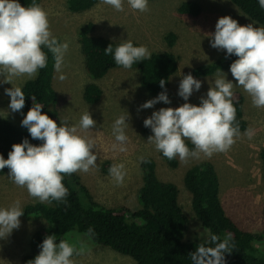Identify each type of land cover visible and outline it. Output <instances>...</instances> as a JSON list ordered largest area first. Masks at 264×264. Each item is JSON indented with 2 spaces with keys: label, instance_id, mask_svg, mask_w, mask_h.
I'll return each mask as SVG.
<instances>
[{
  "label": "clouds",
  "instance_id": "clouds-1",
  "mask_svg": "<svg viewBox=\"0 0 264 264\" xmlns=\"http://www.w3.org/2000/svg\"><path fill=\"white\" fill-rule=\"evenodd\" d=\"M116 12L125 10V3L134 11H149V0H101ZM264 9V0H257ZM210 46L223 50L225 57L235 56L229 71L235 80L226 79V74L215 78L199 104L188 102L194 91H199L202 83L193 75L182 74L177 95L184 103L177 107H161L143 120L145 127L151 129L147 140L168 160L179 159L182 163L192 160L211 158L223 153L236 143L241 136L236 120V108L233 102V89L240 87L250 97L251 104L264 109V27L253 23L241 25L228 15L221 16L210 34ZM47 50V51H45ZM69 50L67 41L61 42L51 31L48 13L36 2L28 6L19 0H0V84H11L14 79L22 83L35 80L41 69L48 65V54L53 58V68L57 79L67 77L62 71L65 56ZM106 56H112L114 63L123 69H132L137 62L151 59L152 53L145 45H134L131 40H121L115 47L110 43L103 49ZM165 79L159 80L163 91L146 100L140 108H153L158 102L170 104L165 88ZM10 98L8 108L20 112L25 105V93L21 86L4 89ZM33 103L21 120L32 139L41 141L32 144L28 138L14 143L7 158L0 154V171L8 169V177L17 187L27 190L28 195L39 203L53 201L65 202L68 188L62 182L65 176L74 173H88L98 169V156L95 141L78 132V128L88 131L96 127V120L89 111L84 112L78 121V127L61 120L58 124L49 115L42 112L43 104ZM5 117V115H0ZM130 114L125 110L117 116L111 126L114 137L113 150L127 151L130 127ZM244 135L252 139L251 129ZM190 142L193 146H188ZM138 160L146 162V156ZM114 183H124L127 175L124 163H114L108 169ZM24 213L21 201L16 200L7 207L0 206V240L7 239L14 229L20 227V217ZM90 240L95 235L92 227L86 231ZM203 242L189 253L190 264H226L225 254L235 248L231 233L223 238L205 229L201 237ZM40 252L29 261L30 264H75L73 257L82 256L89 250L84 239L70 243L61 239L57 243L55 235H47L40 244Z\"/></svg>",
  "mask_w": 264,
  "mask_h": 264
},
{
  "label": "rangeland",
  "instance_id": "rangeland-1",
  "mask_svg": "<svg viewBox=\"0 0 264 264\" xmlns=\"http://www.w3.org/2000/svg\"><path fill=\"white\" fill-rule=\"evenodd\" d=\"M181 0H149V11L139 12L130 9L125 3L123 12H116L101 0L85 11L72 12L66 6V0H42L40 6L48 13L51 31L61 42L69 43L62 71L66 79H57L54 71L53 87L57 92L56 109L58 119L66 120L78 127L80 116L89 111L96 120L94 129L78 132L95 141V151L98 156V169L88 173H76L81 182L88 188L93 198L105 206L125 205L136 208L137 188L141 184V172L138 157L150 155L156 161L157 174L161 179L174 182L179 190L178 201L188 218L184 230V239L202 240L204 228L191 208L190 194L183 185V174L187 167L199 161H210L218 173L220 184V199L226 213L243 230L260 231L264 229V181L261 177L258 152L264 146V109L252 106L250 97L240 87L234 89L244 96L243 111L248 121L247 130L254 133L249 139L240 131L241 136L230 150L214 154L211 158L192 160L187 163L179 161L176 168H170L155 150L154 145L147 140L143 120L153 111L161 107H177L184 100L177 95L179 81L184 75L191 74L199 79L202 86L194 91L189 98L190 103L199 104L200 97L205 96L210 84L215 78L226 74V79L235 80L229 69L219 70L208 76H195L191 68L220 56L223 50L210 46V34L215 30V23L221 16L228 15L241 25L257 22L243 14L230 0H196L201 5L197 16L180 15L176 6ZM93 21L94 33L110 39L135 40L152 51L171 50L178 59V66L170 79L167 94L170 104L158 102L153 108L142 109L146 100L152 99L158 93L150 94L140 85V73L135 69L113 68L100 79H93L84 69L83 56L77 42V28L85 21ZM174 32L173 45L168 47L165 35ZM88 82H96L102 89V95L96 103H87L83 97V87ZM210 83V84H209ZM21 79H14L11 84H0V115H5L10 122L21 126L22 112H12L8 108V96L4 89L21 86ZM130 114V127L127 151L113 150L114 137L111 126L115 118L124 111ZM60 122V121H59ZM124 163L127 175L124 183L117 186L109 175L108 169L114 163ZM19 200L22 205L37 202L31 198L27 190L17 187L8 177V172L0 174V206L7 207L13 201ZM20 227L14 229L11 235L0 240V264H22L21 257L30 251L31 236L36 229L45 226V220L20 218ZM70 237L66 238L67 235ZM64 239L76 243L84 239L89 249L82 256L73 257L75 264H135L128 256L120 254L109 247L98 245L84 234L75 231L68 232ZM264 251V241L257 243Z\"/></svg>",
  "mask_w": 264,
  "mask_h": 264
},
{
  "label": "trees",
  "instance_id": "trees-1",
  "mask_svg": "<svg viewBox=\"0 0 264 264\" xmlns=\"http://www.w3.org/2000/svg\"><path fill=\"white\" fill-rule=\"evenodd\" d=\"M41 1L36 0L39 5ZM19 2L28 6L32 0ZM97 2L98 0H66V6L72 12H81L90 9ZM230 2L264 27V9L259 7L257 0ZM200 11L201 5L196 0H181L176 6V12L180 15L197 16ZM94 30L93 21H85L78 26L76 39L83 56L85 71L93 79H100L111 69L122 68L114 63L112 56H106L103 51L110 43L115 47L121 40L97 35ZM174 39L175 33L167 32L165 40L168 47L173 45ZM131 41L134 45H141L135 40ZM151 53V59L137 62L132 69L140 73V85L143 90L155 94L164 90L159 85L160 79H165V88H168L171 76L177 69L178 59L171 50ZM235 59L237 57L234 55L226 58L223 51L220 56L193 66L191 73L195 76H208L216 71L229 69ZM53 75V58L49 53L47 67L40 70L35 80L23 82L21 85L25 93V105L20 112L27 113L33 103L31 97L34 96L35 102L43 104L42 112L60 123L56 109L57 92L52 83ZM233 93L236 120L240 131H245L248 121L243 111L244 96L236 89H233ZM101 95L102 89L96 82L84 85L82 97L87 103H96ZM144 131L148 135L150 128L145 127ZM24 138H28L32 144L41 143L32 139L25 127L16 126L7 118L0 117V154L7 158L11 146ZM186 143L190 149L193 147L190 142ZM159 155L170 168L178 166V158L168 160L160 152ZM144 156L147 161L139 162L141 184L136 191V208L101 204L93 198L76 173L65 176L62 181L69 191L66 203L53 201L51 204H24L22 216L25 219L41 218L46 224L33 232L30 251L21 257L22 264H30L29 261L40 252L39 246L47 235H55L58 243L70 231L85 235L89 227L95 231L94 237L90 239L93 243L128 255L135 264H190L189 253L203 240L184 239L188 218L178 201V187L172 181L161 179L157 174L154 158L150 155ZM258 157L264 181V146L260 148ZM5 172H8L7 167L0 171V174ZM182 180L190 194L192 211L201 225L211 229L212 233L221 238L228 233L232 234L235 248L225 254L226 264H264V251L257 246V243L264 241V229L243 230L226 213L221 203L218 173L213 163L203 160L191 164L185 170ZM68 237L69 234L66 238Z\"/></svg>",
  "mask_w": 264,
  "mask_h": 264
}]
</instances>
